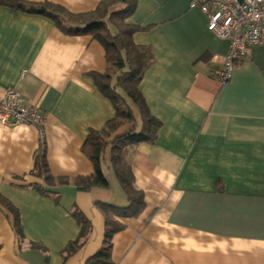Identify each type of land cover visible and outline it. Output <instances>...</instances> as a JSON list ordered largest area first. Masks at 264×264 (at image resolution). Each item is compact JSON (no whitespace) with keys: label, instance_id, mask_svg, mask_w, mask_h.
Listing matches in <instances>:
<instances>
[{"label":"crops","instance_id":"1","mask_svg":"<svg viewBox=\"0 0 264 264\" xmlns=\"http://www.w3.org/2000/svg\"><path fill=\"white\" fill-rule=\"evenodd\" d=\"M22 1L74 15L101 3ZM195 1L202 0H136L128 21L143 29L134 44L153 55L139 91L161 123L156 142L131 153L144 208L128 218H109L102 209L129 208L110 145L102 159L107 183L84 188L77 181L95 173L84 152L91 134L106 131L117 116L93 75L107 70L103 46L63 34L48 17L0 8V100L13 89L48 119L44 144L36 128L0 122V196L17 212L22 232L0 205V264H86L113 224V264H264V49H251L222 83L215 72L230 43L208 29V17L191 8ZM43 153L53 186L37 175ZM62 180L69 184L60 186ZM75 214L90 232L65 259L67 248L81 242Z\"/></svg>","mask_w":264,"mask_h":264},{"label":"trees","instance_id":"2","mask_svg":"<svg viewBox=\"0 0 264 264\" xmlns=\"http://www.w3.org/2000/svg\"><path fill=\"white\" fill-rule=\"evenodd\" d=\"M136 0H101L98 9L89 14L74 15L60 6L48 2L34 4L22 0H0V8H11L16 12L29 15L45 16L51 19L59 31L69 37H91L104 48L107 61V70L104 74H93L96 85L101 93L114 105L117 116L106 131L93 132L85 144L84 152L92 161L95 173L88 178L79 179L78 186L84 188L93 185H104L107 179L102 172L103 154L111 146L110 164L113 173L118 179L123 191L129 199V208L119 209L108 205L102 206L107 216L121 218L136 217L144 208L143 195L134 188V176L130 163L133 150L141 144H154L161 128V123L151 116L145 101L139 91L143 75L153 64V55L149 48L134 44L133 37L143 29L130 24L137 9ZM138 110L141 129L133 113ZM138 125V126H137ZM128 127L133 129L121 136L118 133ZM110 139H112L110 141ZM45 149V148H44ZM37 175L45 184L53 186V177L43 155L40 158ZM40 169V170H39ZM69 182L62 180L60 186ZM44 196H53L39 188ZM55 197V196H54ZM58 200V197H55ZM0 205L13 217L17 234L22 235L17 212L12 205L0 196ZM74 217L82 225L81 242L71 244L66 252L65 259L73 254L83 243L90 232V225L80 214ZM110 218V217H109ZM117 231L114 224L106 233L104 246L86 264H113L111 262V239Z\"/></svg>","mask_w":264,"mask_h":264},{"label":"built area","instance_id":"3","mask_svg":"<svg viewBox=\"0 0 264 264\" xmlns=\"http://www.w3.org/2000/svg\"><path fill=\"white\" fill-rule=\"evenodd\" d=\"M197 7L208 17V29L230 43L223 67L215 72L222 83L229 82L251 49H264V0H202L191 4V8ZM0 122L32 126L39 131L41 144L45 143L46 114L13 89L0 100Z\"/></svg>","mask_w":264,"mask_h":264}]
</instances>
